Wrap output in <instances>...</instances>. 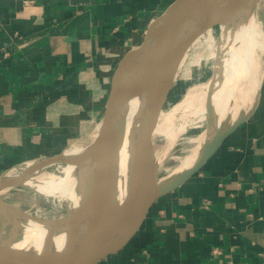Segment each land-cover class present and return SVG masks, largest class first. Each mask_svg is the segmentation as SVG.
<instances>
[{
    "label": "crops",
    "instance_id": "obj_1",
    "mask_svg": "<svg viewBox=\"0 0 264 264\" xmlns=\"http://www.w3.org/2000/svg\"><path fill=\"white\" fill-rule=\"evenodd\" d=\"M170 2L0 0V175L93 141L113 75ZM243 117L155 203L125 264H264V75Z\"/></svg>",
    "mask_w": 264,
    "mask_h": 264
},
{
    "label": "bare ground",
    "instance_id": "obj_2",
    "mask_svg": "<svg viewBox=\"0 0 264 264\" xmlns=\"http://www.w3.org/2000/svg\"><path fill=\"white\" fill-rule=\"evenodd\" d=\"M226 2L227 0H204L195 6L177 26L174 48H179L185 39L197 30L198 23L207 10L215 6L220 7L221 3L226 4ZM248 7V1H245L236 11L231 12L227 8V39L224 51L214 59L216 74L213 81L205 86L204 91L188 95L191 101L185 106L191 110V116L201 112L209 113L211 124L209 122L208 131L202 135L199 147L181 160L175 177L192 169L204 151L215 144L225 130L224 122L228 117L237 120L243 106L248 105L246 102L249 97L245 95L240 105L236 102L238 93L249 94L252 88L253 93L257 94L259 90L262 76L261 78L257 76V55L258 51L264 52V39L259 36L261 34H258L256 30V17L251 11L247 12ZM189 50L171 64L166 76L165 90L173 86L177 71ZM242 83H247L250 88L240 91L239 86ZM140 84V69L137 63H132L123 69L121 76L117 79L115 97L120 100V105L110 125L109 150L103 161L97 160L92 154V144L96 134L93 141L86 147H73L61 154L66 163H71L65 169L70 178L67 176L58 187L49 186L32 175L36 171L40 173L44 166H32L23 177L16 176L0 180V185H11L18 181L19 184L52 198H66L71 189L79 197V199H68L71 212L68 218L60 221L29 216L16 206L0 200V223L11 228L9 240L0 239V264H37L40 260H45L55 251L62 249L68 239L67 220L102 195L112 180V167H114L117 193L123 199L127 191L130 166L145 108V98L140 93ZM200 100L205 105L197 110L195 106ZM183 105L184 101L176 106L174 113L180 111ZM172 120L174 118L171 119V124ZM159 126L161 127L158 132H161V135L167 138L174 136L173 124L162 122ZM116 149L118 150L115 156ZM56 164L58 162H52L46 167ZM85 178L87 181L82 180ZM174 178L169 181H159L158 184L156 182V186L163 187ZM77 180L79 183L76 182ZM151 187L150 183L145 184L129 202L106 213L103 220L88 235L80 253L87 258L99 259L107 251L115 249L118 224L120 223V226L126 232L128 231L136 213L149 203Z\"/></svg>",
    "mask_w": 264,
    "mask_h": 264
},
{
    "label": "water",
    "instance_id": "obj_3",
    "mask_svg": "<svg viewBox=\"0 0 264 264\" xmlns=\"http://www.w3.org/2000/svg\"><path fill=\"white\" fill-rule=\"evenodd\" d=\"M204 0H171V2L160 11L145 29L138 46L133 53H129V59L124 67H120L113 75L110 82L108 99L103 118L99 124L96 139L92 144V154L103 161L109 150L110 125L115 112L120 105L113 93L116 80L121 76L123 69L132 63H137L140 69V93L145 98V108L142 116L138 139L132 158L127 191L123 199L119 197L115 185L114 167H112V180L107 189L95 201L89 203L85 209L72 215L66 222L68 227V239L66 245L55 251L45 260L37 264H125L131 260L136 252L137 239L140 228L149 211L155 203L164 196L174 192L182 186L189 178L200 171L208 160L214 155L222 142L239 128L245 121L243 116L225 129L215 144L207 148L196 165L178 175L163 187L156 186L158 177L155 164V142L160 135L157 131L165 116V108L169 96V90H165V82L168 70L177 59L190 49L192 44L213 25L212 21L203 23L196 31L191 33L179 48H174V38L177 33V26L181 19ZM245 1H248V11H252L255 0H227L223 3L220 11H236ZM115 151V156L117 154ZM66 163L61 155L52 159L35 163L34 167L44 166L52 163ZM30 171L28 168L23 177ZM150 183L151 193L149 203L141 208L134 219V222L126 232L118 224L117 248L115 251L102 259L87 258L80 253V249L87 240L93 228L103 220L106 213L118 209L123 203L129 202L142 189L145 184ZM20 187L31 190L29 187L19 184L18 181L9 185H0V192ZM4 202V201H3ZM23 212V211H22ZM24 213V212H23ZM26 214V213H25ZM30 216V215H29ZM68 216V215H67ZM65 218H68V217Z\"/></svg>",
    "mask_w": 264,
    "mask_h": 264
},
{
    "label": "rangeland",
    "instance_id": "obj_4",
    "mask_svg": "<svg viewBox=\"0 0 264 264\" xmlns=\"http://www.w3.org/2000/svg\"><path fill=\"white\" fill-rule=\"evenodd\" d=\"M255 1L251 12L258 21H256V30L258 34H261L259 36L264 39V0ZM222 5L220 7L215 6V9L211 8L202 15L197 29L206 22L212 21L213 25L203 36L199 37L192 44L177 71L174 84L170 88L165 108L166 114L162 122H164V124L166 122H169L170 125L173 124L175 134L167 138L161 135V132L157 131L160 134L155 142V164L158 181H169L176 176L175 173L181 160L199 147L202 135L205 134L210 127L211 115L209 116V113L201 112L192 117L191 110L187 109L185 105L191 101L188 95L204 91L205 86L213 81L216 74L214 59L220 52L224 51L228 33V14L227 11H220ZM257 60V76L261 78V76L263 77L264 75V52L258 51ZM117 68L115 70H117ZM239 87L240 91H245L248 87L250 88L247 83H242ZM250 91L249 94H247V92L238 93L236 102L240 105L244 96L246 95L248 97L249 95L246 102L248 105L246 107L243 106L239 113V117L246 115L255 103L257 94L253 93L252 88ZM183 101L184 105L181 110L174 113L176 106ZM204 105L203 101L200 100L196 103L195 108L199 110V108L202 106L204 107ZM173 118L174 120H172L171 124V119ZM235 121L236 119L233 117H228L224 122L225 129ZM86 146L87 145L84 144V146L77 145L74 147L84 148ZM70 165L71 163H58L45 167L40 173L36 171L32 175L38 177L49 186L58 187L61 181L66 180L67 176L70 178L65 170L66 167ZM32 166L33 164L31 163L13 171L4 172L0 175V180L21 176ZM82 180L87 181V178ZM76 182L79 183L78 180ZM69 198L79 199L77 193L72 189L66 198L61 199L49 197L36 190H28L20 187H14L0 192V200L16 206L24 213L33 217L37 216L43 219L57 221L64 219L71 212L68 205ZM10 232V227H5L0 223L1 240L8 241L11 237Z\"/></svg>",
    "mask_w": 264,
    "mask_h": 264
}]
</instances>
